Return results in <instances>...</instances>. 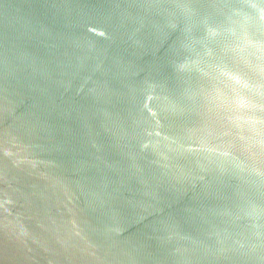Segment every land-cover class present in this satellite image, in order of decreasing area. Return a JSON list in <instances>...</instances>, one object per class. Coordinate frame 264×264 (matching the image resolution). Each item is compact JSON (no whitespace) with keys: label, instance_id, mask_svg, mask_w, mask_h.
I'll return each instance as SVG.
<instances>
[{"label":"water","instance_id":"1","mask_svg":"<svg viewBox=\"0 0 264 264\" xmlns=\"http://www.w3.org/2000/svg\"><path fill=\"white\" fill-rule=\"evenodd\" d=\"M0 264H264V0H0Z\"/></svg>","mask_w":264,"mask_h":264}]
</instances>
